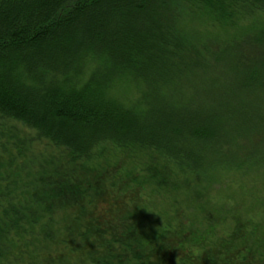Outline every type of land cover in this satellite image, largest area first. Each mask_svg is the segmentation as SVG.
<instances>
[{"label": "trees", "instance_id": "1", "mask_svg": "<svg viewBox=\"0 0 264 264\" xmlns=\"http://www.w3.org/2000/svg\"><path fill=\"white\" fill-rule=\"evenodd\" d=\"M0 264H264V0H0Z\"/></svg>", "mask_w": 264, "mask_h": 264}, {"label": "rangeland", "instance_id": "2", "mask_svg": "<svg viewBox=\"0 0 264 264\" xmlns=\"http://www.w3.org/2000/svg\"><path fill=\"white\" fill-rule=\"evenodd\" d=\"M197 27L200 29V30H205V29H207V30H210V31H212V32H214V31H216V30H220V29H217V28H215V30H214V28H212L211 26H207V25H203V24H199V25H197ZM221 31V30H220ZM26 130V132H31L30 130H27V129H25ZM32 133V132H31Z\"/></svg>", "mask_w": 264, "mask_h": 264}]
</instances>
